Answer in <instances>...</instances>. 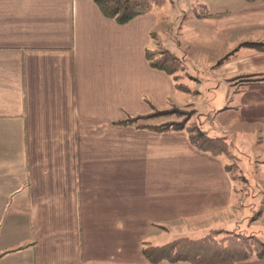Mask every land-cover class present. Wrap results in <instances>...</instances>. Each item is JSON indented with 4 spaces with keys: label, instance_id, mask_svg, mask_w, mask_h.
Listing matches in <instances>:
<instances>
[{
    "label": "crops",
    "instance_id": "1",
    "mask_svg": "<svg viewBox=\"0 0 264 264\" xmlns=\"http://www.w3.org/2000/svg\"><path fill=\"white\" fill-rule=\"evenodd\" d=\"M205 10L212 16L191 14L179 42L165 38L191 66L264 42V0ZM160 22L150 13L120 25L94 0H0V264H151L144 243L213 229L264 238V209L245 217L225 157L198 150L185 131L121 124L198 107L201 93L178 90L146 59ZM189 28L197 38L185 40ZM211 77L226 100L197 110L240 157L257 193L246 197L264 198V52L241 48Z\"/></svg>",
    "mask_w": 264,
    "mask_h": 264
},
{
    "label": "trees",
    "instance_id": "2",
    "mask_svg": "<svg viewBox=\"0 0 264 264\" xmlns=\"http://www.w3.org/2000/svg\"><path fill=\"white\" fill-rule=\"evenodd\" d=\"M94 2L106 18L114 20L120 25H126L138 17L152 13L154 8L163 6L166 0H94ZM211 16L204 8L197 12L199 19ZM241 48H251L264 52V42L241 43L234 51L220 59L214 68L234 59ZM146 59L151 67L173 76L177 81L178 90L184 93L198 94L190 85L182 82L181 79L187 76L194 81L196 78L189 75L185 59L179 57L170 48L147 49ZM255 82L258 81H248L247 83ZM195 114V110L186 112L173 106L171 109L154 110L146 116L125 119L121 121V124L156 132L185 131L189 135L191 144L198 150L208 152L215 157L229 156L231 145L227 137H212L199 125H186ZM173 115L183 116L185 121L149 123L154 119ZM226 170L234 174L238 170V166L229 164L226 165ZM233 177L235 176L233 175ZM221 234H225V236L220 238L219 235ZM142 254L151 264H241L254 258L264 260V241L256 235L244 236L234 234L226 229H214L200 239L182 237L162 246L144 243Z\"/></svg>",
    "mask_w": 264,
    "mask_h": 264
},
{
    "label": "rangeland",
    "instance_id": "3",
    "mask_svg": "<svg viewBox=\"0 0 264 264\" xmlns=\"http://www.w3.org/2000/svg\"><path fill=\"white\" fill-rule=\"evenodd\" d=\"M233 1L234 0H166V3L163 6L156 7L152 11V13H156L159 21H161L159 24L161 38L157 37L155 42L156 46L154 47V49L161 50L162 48H168L169 41L165 40V38H168L170 36L173 42H177V41L179 42L182 37L181 34L183 32L184 23L191 14L197 16V12L201 11L202 8L212 11H219V10L226 11L228 10V8L232 7ZM202 5H204L205 7ZM190 34L191 36H189ZM189 37L190 39L192 37L197 38L198 37L197 31L193 28H189L186 32L185 40H188ZM193 45H194V41H193ZM190 50L192 51V48H190ZM209 59L210 58L208 57L201 58V63H198L199 66H193V65L191 66L190 63L187 61V59H185L186 65L188 67V73H190L189 75H192L196 79L195 81L190 80L189 76H187L186 78H182L181 80L182 82L190 85L195 92H198V94L196 95H199L200 93L201 95L198 98V107L192 104L186 107H176L186 112L195 110L196 114L193 115L192 119L186 125L187 126L199 125L205 131H207L211 126L212 120H210L208 116L200 115L197 108L201 111L203 110L206 111L211 109L214 103L223 104V102L226 100V95H227L226 88L221 87L220 83L216 82L215 79L211 77L214 66L218 63L220 59L217 61V63L214 66L212 65L210 67L208 65ZM218 88H220L219 91ZM157 120H159L161 123L184 122L185 117L183 116L179 117L177 115H173L171 117H162L160 119H154L152 121H157ZM223 157H225V159L227 160L228 162L227 165L230 164V165L238 166V170L234 174L230 173V175L231 178L233 177V175L235 176L232 178V180L235 182L236 191L239 193L238 195L241 197V201L243 202L244 206L246 208H250V211L247 212L246 210L245 217L247 216V219L250 218L249 214L253 218L258 217L264 209V198H258L257 200H252L249 197H246L247 195L251 197L256 196L257 193L250 190L249 182L247 178L244 177L243 172L241 170L240 161H239L240 157L238 155H234L232 150L229 156H223ZM239 231L240 230H237L236 232L235 230L231 232L237 235H244V236L256 235V234H251L250 231H246V230L245 233ZM219 236L220 238H222L225 236V234H221ZM261 239L264 241V238Z\"/></svg>",
    "mask_w": 264,
    "mask_h": 264
}]
</instances>
